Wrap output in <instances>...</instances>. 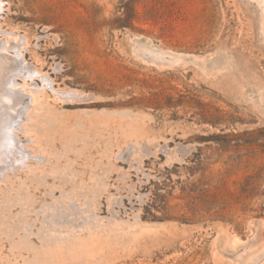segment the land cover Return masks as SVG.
Instances as JSON below:
<instances>
[{"label":"rangeland","instance_id":"obj_1","mask_svg":"<svg viewBox=\"0 0 264 264\" xmlns=\"http://www.w3.org/2000/svg\"><path fill=\"white\" fill-rule=\"evenodd\" d=\"M3 44L0 264H264V0H0Z\"/></svg>","mask_w":264,"mask_h":264},{"label":"bare ground","instance_id":"obj_2","mask_svg":"<svg viewBox=\"0 0 264 264\" xmlns=\"http://www.w3.org/2000/svg\"><path fill=\"white\" fill-rule=\"evenodd\" d=\"M14 47V49L18 51L21 49L22 45L14 43ZM8 48L9 46L5 44L0 45V53L3 50H7ZM15 73H18V76H24L28 75L30 70L27 67L21 65L17 56L12 59L3 58L0 60V160L3 163H1L0 166L2 165V168L7 166V164L8 167L13 166L15 163H19L20 159H22L20 152L16 154H10L13 143H9V139H7L8 137L6 136L5 131L13 128L14 124H12V122H6L7 117L5 118L4 111L8 108V106L2 102V98L6 96L11 97V95H9L6 90V85L9 83ZM17 98L18 96L16 99Z\"/></svg>","mask_w":264,"mask_h":264}]
</instances>
